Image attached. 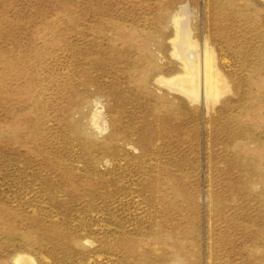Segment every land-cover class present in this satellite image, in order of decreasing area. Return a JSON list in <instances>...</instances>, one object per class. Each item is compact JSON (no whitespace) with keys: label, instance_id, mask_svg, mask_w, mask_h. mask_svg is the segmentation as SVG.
I'll return each instance as SVG.
<instances>
[{"label":"rangeland","instance_id":"1","mask_svg":"<svg viewBox=\"0 0 264 264\" xmlns=\"http://www.w3.org/2000/svg\"><path fill=\"white\" fill-rule=\"evenodd\" d=\"M28 262L264 264V0H0V264Z\"/></svg>","mask_w":264,"mask_h":264},{"label":"bare ground","instance_id":"2","mask_svg":"<svg viewBox=\"0 0 264 264\" xmlns=\"http://www.w3.org/2000/svg\"><path fill=\"white\" fill-rule=\"evenodd\" d=\"M178 26L180 28V31H179V44H178V50H177V53H178V56L181 58L182 61H184L186 64H187V67L188 69L190 70V74H192V76L195 74V71L193 72V69H191V63H189L188 59H187V56L188 54L186 53L185 49H189V51L191 50V45H190V42H189V33H188V29L186 27V23L182 22V21H179L178 22ZM193 46V45H192ZM187 54V56H186ZM195 67V66H194ZM191 79V78H190ZM196 78L192 79V88L193 90L191 92H184V94L186 95H189V97L191 98V96L193 95L194 93V90L197 88V82L195 80ZM191 81V80H190ZM179 84L182 83V81H178ZM185 81H183L184 83ZM175 85V84H174ZM183 85V84H182ZM181 86V85H179ZM186 85H183V87H185ZM189 87V86H188ZM191 87V86H190ZM189 87V88H190ZM178 89V88H177ZM185 91V89H184ZM32 263V262H31ZM31 263H27V264H31Z\"/></svg>","mask_w":264,"mask_h":264}]
</instances>
